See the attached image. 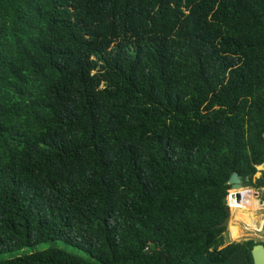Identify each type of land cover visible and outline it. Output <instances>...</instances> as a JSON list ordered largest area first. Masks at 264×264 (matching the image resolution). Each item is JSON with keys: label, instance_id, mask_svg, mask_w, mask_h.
<instances>
[{"label": "trees", "instance_id": "trees-1", "mask_svg": "<svg viewBox=\"0 0 264 264\" xmlns=\"http://www.w3.org/2000/svg\"><path fill=\"white\" fill-rule=\"evenodd\" d=\"M261 166L264 0H0V255L89 257L0 264H255Z\"/></svg>", "mask_w": 264, "mask_h": 264}, {"label": "rangeland", "instance_id": "rangeland-1", "mask_svg": "<svg viewBox=\"0 0 264 264\" xmlns=\"http://www.w3.org/2000/svg\"><path fill=\"white\" fill-rule=\"evenodd\" d=\"M263 172H264V167L263 166L261 168L258 167V173L255 176L254 183L256 182V180L261 178ZM244 188H245V190L248 189L246 187H244ZM254 191L257 192L256 190H254ZM231 192H233V191H231ZM230 193H229V197L227 198V204L229 203L228 207L232 211L231 221H230V225L227 227V232L224 234L225 244L221 248H225L232 243H238V242L249 241V240L264 243V211L262 210L263 208L261 207V204H262L261 201L263 200V198L258 196L259 197L258 200L260 203V204L259 203L258 204H259V209L261 211L259 210L256 214H254V215H256V220H249L248 221V223L251 227H259L261 225V223L263 222V226L261 227L262 228L261 232L258 233L255 231H245L246 226H247V224L245 222L242 226H240V227L237 226L241 220H244V218H246L248 215H252V214H250L248 212L238 211V210L233 209L235 211V214L233 215L232 204L230 202V197H231ZM247 195H249V194H247ZM261 195H263V191L261 192ZM255 201H257L256 196H255V199L253 198V200L251 202L254 204ZM235 217L238 218V220H232ZM247 218H249V216ZM241 230H244L242 238H237L239 236V233ZM231 233L233 234L234 237H236V241L231 239ZM51 248L64 249V250H67L71 253H74V254H77V255H80V256H83V257L89 259V257L85 253L80 251L78 248L68 245L63 240H54V241H50V242H47L44 244L36 245L34 247L27 248V249L23 250V252L12 251L9 253L1 254L0 255V262L15 258V257L22 256L24 253L43 251V250H47V249H51ZM95 263H97V262H95Z\"/></svg>", "mask_w": 264, "mask_h": 264}, {"label": "bare ground", "instance_id": "bare-ground-1", "mask_svg": "<svg viewBox=\"0 0 264 264\" xmlns=\"http://www.w3.org/2000/svg\"><path fill=\"white\" fill-rule=\"evenodd\" d=\"M236 194L238 196H241L242 190H240L239 192H235V191L231 192V195H233V196H236ZM252 195L253 194L242 196V197L238 198V200H236V202H235V199L230 198V202L232 204V209L238 210V211H244V212H248V213L252 214V215H248L249 218H247L248 217L247 216L246 218H244V220H241L237 226L240 227L245 222L247 224L245 231H255V232L260 233L261 229H262L261 227L263 226V222L262 223L260 222L261 225L259 227H251L248 223L249 220H256V215H254V214H256L260 210L259 204L257 201H255L254 204L251 202L254 198V195L253 196ZM232 220H238V218L235 217ZM243 231L244 230L240 231L239 236L237 238H242ZM231 239L236 241V237H234L232 233H231Z\"/></svg>", "mask_w": 264, "mask_h": 264}, {"label": "water", "instance_id": "water-1", "mask_svg": "<svg viewBox=\"0 0 264 264\" xmlns=\"http://www.w3.org/2000/svg\"><path fill=\"white\" fill-rule=\"evenodd\" d=\"M244 181L245 180L241 179L238 174H234L229 182V184L232 186V191L239 192L240 190L245 189L243 186ZM231 213L232 211L229 208V217L222 227H228L230 225ZM253 257L255 264H264V245L261 244L254 248Z\"/></svg>", "mask_w": 264, "mask_h": 264}, {"label": "crops", "instance_id": "crops-1", "mask_svg": "<svg viewBox=\"0 0 264 264\" xmlns=\"http://www.w3.org/2000/svg\"><path fill=\"white\" fill-rule=\"evenodd\" d=\"M262 167V166H261ZM260 167V168H261ZM264 167V166H263ZM247 190H256L257 192H259L260 194H258L257 192H256V195H258L259 197H262L263 198V200L261 201V207L263 208L262 210L264 211V190H258V189H255V188H248ZM263 191V195H261V192ZM253 194H255V193H253ZM257 200V199H256ZM260 204V203H259Z\"/></svg>", "mask_w": 264, "mask_h": 264}, {"label": "built area", "instance_id": "built-area-1", "mask_svg": "<svg viewBox=\"0 0 264 264\" xmlns=\"http://www.w3.org/2000/svg\"><path fill=\"white\" fill-rule=\"evenodd\" d=\"M230 192H231V191H230ZM236 196L238 197V195H237V194H236ZM255 196H256L257 202L259 203V200H258V199H259V197H258V195H256V194H255ZM237 197H234V199H235V202H236V200H238V198H237ZM230 207H231V206H230Z\"/></svg>", "mask_w": 264, "mask_h": 264}]
</instances>
